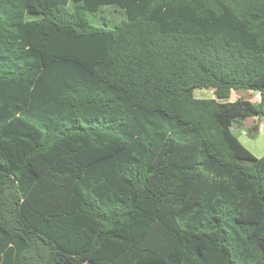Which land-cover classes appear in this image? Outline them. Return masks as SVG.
I'll use <instances>...</instances> for the list:
<instances>
[{
    "label": "trees",
    "instance_id": "obj_1",
    "mask_svg": "<svg viewBox=\"0 0 264 264\" xmlns=\"http://www.w3.org/2000/svg\"><path fill=\"white\" fill-rule=\"evenodd\" d=\"M250 118L264 0H0V264H264Z\"/></svg>",
    "mask_w": 264,
    "mask_h": 264
},
{
    "label": "rangeland",
    "instance_id": "obj_2",
    "mask_svg": "<svg viewBox=\"0 0 264 264\" xmlns=\"http://www.w3.org/2000/svg\"><path fill=\"white\" fill-rule=\"evenodd\" d=\"M124 18L125 14L122 10L116 7H103L97 14L91 16L90 20L94 25H103V23H106L108 26H113ZM194 96L197 99L214 97L212 91L209 90H195ZM237 99H244L254 104L260 102L257 93L244 91L232 92L231 96L225 102H234ZM232 131L240 143L255 157H262L264 155V118H250L241 124H234Z\"/></svg>",
    "mask_w": 264,
    "mask_h": 264
},
{
    "label": "crops",
    "instance_id": "obj_3",
    "mask_svg": "<svg viewBox=\"0 0 264 264\" xmlns=\"http://www.w3.org/2000/svg\"><path fill=\"white\" fill-rule=\"evenodd\" d=\"M263 127V126H262Z\"/></svg>",
    "mask_w": 264,
    "mask_h": 264
}]
</instances>
